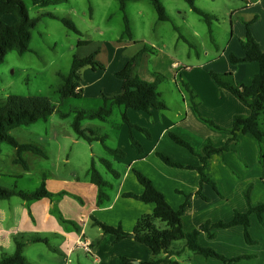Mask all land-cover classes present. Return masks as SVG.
<instances>
[{
    "label": "crops",
    "instance_id": "0c3cea01",
    "mask_svg": "<svg viewBox=\"0 0 264 264\" xmlns=\"http://www.w3.org/2000/svg\"><path fill=\"white\" fill-rule=\"evenodd\" d=\"M171 1L176 4L177 8L182 7L179 1ZM216 1H221V3ZM194 5L214 17L208 28V31L211 32L210 38L216 42V37L212 35V32L220 33L219 40L223 38L222 43L216 42L215 49L204 46L203 42L201 54L196 58L190 56V53L186 54V58H181L175 51L167 50V44L162 38L156 42L148 37L133 40V36L131 39H124L121 36L115 42L109 40L102 42L101 46L95 50L97 51L96 57L105 50V54L110 56L113 62H115L118 52L132 51L130 55H137V63L144 58L149 66L146 67L143 78V75L141 76L137 71L136 63L132 68V75L141 76L140 78L146 81H153L155 78L153 72L160 73L166 77L165 80H173L175 88L169 93L172 96L177 94V96L169 98L167 94H163L159 90L160 83L158 91L160 99L166 104L165 109H152L149 113L133 109L126 110L129 120L146 128L150 136L146 137L144 133L135 128L132 130L134 137L142 145L143 152L140 153L130 145L128 126L120 125L117 147H120L119 149L125 153V157H114L115 162L122 164V168L113 169L111 166L117 173L116 175L111 173L112 183L103 179L106 182L103 187L106 198H103L100 204H97V186L92 184L89 179V183H85L76 177L73 182L75 184L74 191L71 192L73 197H64L69 198L70 205L61 206L62 199H55L52 196L32 200L28 211L20 206H15L12 212L15 224L12 223L9 227L19 226L18 231L22 232L23 236L14 232L16 228L14 231L9 228L6 232L10 237L8 239L0 234V257L2 253L9 254L14 251V238H16L23 241V254L26 259L31 260L27 257L26 250L32 249L31 246L35 243H44L32 241L34 237H39L46 239L47 242L44 244L60 256L57 264H73L71 256L77 248H83L87 253V263L84 261V264H122V257L129 259L130 264H134L133 261L140 264L141 261L149 260L153 257L149 247L129 237L115 241L113 234L104 233L94 223V220H97L112 226L119 225L124 231L130 232L139 217L152 213L154 208L152 203H144L122 196L124 192L140 194L143 191V187L136 180L133 169L148 177L173 209H177L186 200L187 195L188 205L181 216L182 229L186 232L198 229L204 223L211 225L217 222H229L236 212L246 213L251 207L264 204V140L257 141L251 134L241 132H237L234 138L231 136L233 117L235 115L247 116L250 111L230 91L219 87L210 75V71L220 74L229 73L230 81L235 85L250 83L251 78L259 69L258 63H231L229 56L231 54L236 57L243 56L241 42L246 37V23L249 24L250 33L259 48L264 51V0H195ZM50 6L52 5L45 7ZM45 7L37 6L36 12L38 14L52 12L45 11ZM164 8L168 19L159 20V22H172L171 26L175 24L178 29L180 27L176 24L178 22L170 16L165 6ZM182 9V11L179 10L180 16L178 14L176 16L181 22H184L189 16L188 14L195 13L190 6L182 7ZM139 12L141 13V11ZM201 19L205 22L202 17ZM196 21L200 20L196 19ZM0 22L12 24L14 18L11 14L0 13ZM184 26H186L184 28L186 32L188 30L195 38L200 39L201 26V28L194 27L188 23V20ZM132 40L134 47L138 46L135 49H132L130 45ZM137 42L142 43L136 44ZM143 45L152 48L154 52H140ZM157 45L161 48H156ZM127 60L122 58L121 65L124 63V66ZM100 62L104 64V61ZM104 65L105 71L82 69L80 84L83 98L87 97L90 98V101L98 103V101H102L101 93L111 96L120 91V79L114 81L109 93L100 87L101 80H98L97 74H105L111 67L109 64ZM182 82L189 85L193 93L192 97L189 91L183 87ZM107 106L112 109L109 104ZM131 110L132 112H130ZM205 120H211L216 127ZM260 123L264 127V113L260 117ZM81 128L83 127L81 126ZM83 129H89L86 133L91 138L104 137L91 128ZM170 134L188 142L196 153L207 141L214 147H220L228 140L230 141L228 150L211 155L204 169L206 176L215 183L216 190L207 182H203L200 186V175L196 169L169 166L158 157L157 153H161L173 161L185 165L194 167L200 165L199 157L176 143ZM199 189L200 195L196 194ZM59 192L62 194L58 195ZM52 193L57 194L54 196H62L66 192L65 190H55ZM55 208H58V211L61 210L60 219L66 223H72L73 228H67L64 231L59 226L58 218L52 214ZM6 215L5 211L0 210L1 233L3 225L6 224ZM34 222L43 224L49 233L44 235L34 232ZM90 225L97 227L92 238L87 235L86 230V227ZM156 226L164 228L165 224L156 221ZM210 232L213 234L212 236H209L205 231H199L197 234L198 243L233 260L223 261L212 256L194 253L185 246L184 240H175L170 244L169 250L172 253L170 257L178 264H264V211L261 214H257L255 211L248 214L247 232L252 241L245 239L244 227L241 224L229 227H211ZM51 239H53V243H51ZM28 253L30 252L28 251ZM163 256L165 254L158 255V257ZM77 264L83 263L78 261Z\"/></svg>",
    "mask_w": 264,
    "mask_h": 264
},
{
    "label": "rangeland",
    "instance_id": "374dc122",
    "mask_svg": "<svg viewBox=\"0 0 264 264\" xmlns=\"http://www.w3.org/2000/svg\"><path fill=\"white\" fill-rule=\"evenodd\" d=\"M177 1L181 3L183 8L189 6L183 0ZM24 2L30 17L39 15L36 12L37 6L33 5L30 0H24ZM216 2L221 3V1ZM162 4L166 7L170 16L179 23H176L180 26L178 29L175 24L171 26L172 22H159L149 0H131L127 2L125 15L129 22L133 40L148 37L157 42L159 38H162L167 44V50L175 51L181 58H186L187 53L196 58L197 55L201 54L203 42L204 46L206 45L212 49H215L216 42H223V38L219 40L220 33L218 32H212V35L216 37V42L210 38L211 32L208 31L210 25L203 22L199 15L195 13L188 14L189 16L186 17L184 22H181L176 16L177 14L180 16L179 10L182 11V7L177 8L171 0H163ZM47 10L56 15L69 18L76 26L79 34L65 27L57 19L44 17L38 21L31 31L30 51L22 55L17 54L15 51L8 52L4 61L0 64V102H3L8 95H39L48 97L57 105L56 111L47 119L38 120L27 126L16 127L9 132L19 143H35L41 146L46 153V158L36 156L31 152L23 153L22 156L29 166L28 170H24L20 164L13 163L15 148L5 142L1 143L0 185L8 188L15 187L23 191H33L44 181L47 189L51 192L65 190V195L53 196V198H61V206H67L70 205L69 198L64 197H73L71 192L74 191L75 184L73 182L75 178L78 177L80 181L89 183L88 171L92 164L104 180L112 183L111 172L101 163V159L108 160L113 169L122 168V164L115 162L114 156L109 154L104 146L117 147L119 127L124 122L121 116L122 108L113 105L112 113L106 121L96 119L81 121L83 128H91L102 134L105 137L103 142L99 140L89 142L77 137L71 127L75 115L74 109L95 110L102 105V101L99 99L100 101L97 103V101H90V98L81 96L80 98L70 97L58 103L59 75L68 73L74 55L86 56L97 50L102 42L107 40L115 42L121 37L124 30V14L120 11L117 0H67V2L56 6L45 7V11ZM196 19L200 21L197 22ZM187 20L194 27H202L200 39L195 38L188 30L186 32V29H184L186 26L184 25ZM123 38L128 39L126 35ZM79 40L88 41L89 44L78 46ZM133 40L130 45L132 49H135L138 46L134 47ZM141 43L137 42L136 44ZM158 46L156 48H161V46ZM105 52L103 50V54L97 55L96 58L111 67L105 74L101 72L102 75L99 73L96 77L99 81L101 80L99 82L100 87L109 93L114 81L119 79L115 76V73L123 67L124 63L121 65L120 60L123 58L126 61L131 56L132 51L118 52L115 62ZM146 67H149L147 60L145 61L142 58L138 61L137 71L141 76L144 74ZM172 81L160 82L159 90L163 94H167L169 98H174L175 95L172 96L169 93L170 90L175 88ZM59 113H65V116L61 117ZM31 202L33 201H24L16 196L0 200V210L7 213L6 224L3 225L2 233L0 231L1 235L8 239L10 237L7 236L6 232L9 228L12 231L16 228L14 232L19 236H23V233L18 231L19 226L9 227L12 223L15 224L12 212L15 206H20L28 211ZM60 211L55 208V211L52 212L58 218L59 226L64 231L67 228H73L72 223H66L60 219ZM86 230L87 235L92 238L94 232L97 231V227H91L90 225L86 227ZM34 232L44 235L49 233L44 225L38 222H34ZM11 241H13V238H11ZM51 243H53V239H51ZM31 247L32 249L26 250L28 254L26 255L33 260L27 259L32 264L58 263L60 256L50 250L48 245L35 243ZM86 257V251L83 248H77L71 256V261H73V264H77L78 261L84 264V261L87 263Z\"/></svg>",
    "mask_w": 264,
    "mask_h": 264
},
{
    "label": "trees",
    "instance_id": "16d2710c",
    "mask_svg": "<svg viewBox=\"0 0 264 264\" xmlns=\"http://www.w3.org/2000/svg\"><path fill=\"white\" fill-rule=\"evenodd\" d=\"M35 6H49L67 2V0H30ZM120 11L123 12L124 30L122 37L126 35L128 38H132L131 29L128 19L125 15L126 3L129 0H117ZM152 4L158 20H167L165 8L161 0H149ZM190 8L200 15L204 21L209 25L214 18L212 15L205 13L194 5L195 0H184ZM0 13L11 14L14 18L12 24H6L0 22V64L4 61L5 55L8 52L15 51L17 54L22 55L25 52L30 51L29 43L31 39V31L34 29L38 21L43 17H49L59 20L65 27L79 34L74 23L66 17L56 15L52 12H44L35 17H30L24 0H0ZM88 41L79 40L78 46L87 45ZM243 50L242 57H236L233 54L229 56L231 63L240 62H256L258 63V71L250 80L248 84L235 85L230 81V74H220L214 71H210V75L214 82L221 88L230 91L242 104L249 109L247 116L235 115L232 121L231 136L234 138L237 132L251 134L257 141L264 140V127L260 123V117L264 113V51H262L256 40L250 33L249 24L246 23V37L241 42ZM149 51L153 53L154 50L146 45H143L140 52ZM97 51H94L86 56L80 57L74 55L69 71L66 75L60 74V84L57 87L58 103L63 100L73 97L80 98L81 95V80L82 69L90 68L92 71L104 70L105 65L96 58ZM137 55L128 58L125 65L115 73V76L121 80V89L118 93L106 96L100 94V98L103 101V105L95 110L87 109H74L75 115L71 124L73 132L77 137L83 138L87 141L100 140L102 138H91L86 133L89 129L81 128V121L84 119L105 121L111 115L112 109L110 106L122 107L124 111L121 113L122 121L129 128L128 138L130 145L136 148L140 153L143 152L142 145L134 137L132 130L135 128L138 131L144 133L146 137L150 134L148 130L137 124L132 123L127 117L126 110L133 109L139 112H150L154 110H163L166 108V104L160 99V93L158 91V84L166 79L160 73L153 72L154 80L146 81L132 75V68L136 63ZM183 87L189 91L192 97V90L187 83L182 82ZM56 103H53L46 96L39 95H8L3 102H0V144L5 142L15 148V157L13 159L14 164H20L24 170H28L29 166L22 154L25 152H31L36 156L46 158L44 149L35 143H19L12 135L10 131L19 126H27L38 120H45L52 113L56 111ZM197 111L196 106H194ZM61 117L65 116V113H59ZM210 125L216 127L211 120H205ZM92 132V131H90ZM170 137L179 145L184 146L190 152L196 154L200 159V165L194 167L191 165H185L176 161H173L169 157L157 153L158 157L167 165L181 168L196 169L200 175V186L203 182L210 183L216 190L215 183L211 181L205 174L208 158L213 154H219L225 150H228L230 141L228 140L224 145L220 147H214L209 141L205 142L201 150L196 153L192 149L191 145L182 140L181 138L170 134ZM232 138V139H233ZM232 139H230L232 141ZM106 151L114 157L124 158L125 153L119 148H112L104 146ZM101 163L110 171L113 175H116V171L111 168L108 160L101 159ZM133 173L136 180L143 187V191L140 194L132 192L122 193L123 197L134 198L144 203H152L154 205L153 211L150 214H144L139 217L130 232L124 231L121 226H112L97 220L94 223L98 225L104 233L113 234L115 241L129 237L135 241L140 242L151 250L152 258L146 261H141L140 264H178V262L170 257L172 254L169 250L170 244L175 240H184L185 246L194 253L202 254L204 256H212L223 261H231L233 259H227L214 250L201 246L197 241V234L199 231H205L209 236L213 234L210 232L211 227H229L236 224H241L244 227V237L247 241H252L248 235V214L252 211L261 214L264 211V204L258 207H251L246 213L234 214V217L229 222H217L214 224L204 223L199 226L198 229L186 232L182 229L181 216L188 205L187 195L186 200L177 208L173 209L166 201L164 195L154 186L152 181L142 174L140 171L133 169ZM89 181L96 185L98 188L97 204H100L103 198H106L103 187L106 182L103 180L99 172L94 168L92 164L89 171ZM62 194L61 192L57 193ZM46 188L45 182L42 181L41 185L33 191H23L15 187L8 188L0 185V200L9 199L13 196L19 197L24 201L39 200L42 198H50L54 195ZM196 194H201L200 189ZM203 196V195H202ZM156 221L163 222L164 228L156 226ZM33 242H44L47 240L44 238L34 237ZM15 248L12 253H2L0 257V264H32L29 262L23 254V241L14 238ZM160 254H165L163 257H158ZM122 264H130V260L122 257Z\"/></svg>",
    "mask_w": 264,
    "mask_h": 264
},
{
    "label": "water",
    "instance_id": "95a60500",
    "mask_svg": "<svg viewBox=\"0 0 264 264\" xmlns=\"http://www.w3.org/2000/svg\"><path fill=\"white\" fill-rule=\"evenodd\" d=\"M134 262V264H138L136 261H133Z\"/></svg>",
    "mask_w": 264,
    "mask_h": 264
}]
</instances>
